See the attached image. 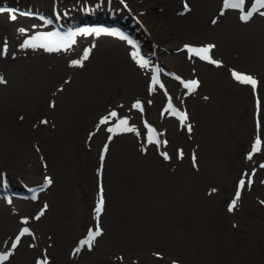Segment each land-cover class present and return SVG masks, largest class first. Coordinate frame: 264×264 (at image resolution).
<instances>
[{"label": "rangeland", "instance_id": "1", "mask_svg": "<svg viewBox=\"0 0 264 264\" xmlns=\"http://www.w3.org/2000/svg\"><path fill=\"white\" fill-rule=\"evenodd\" d=\"M246 1L244 11L252 3ZM105 2L109 12L112 5L118 14L126 11L133 26L130 22L124 26L139 32L141 48L127 45L118 36L82 32L83 24L72 39L43 42L41 35L54 28L55 18L83 20L79 14L85 11V4H95L94 10H99ZM0 3L32 7L46 14L36 19L15 11L0 13V72L5 78L0 82V186L4 174L14 187L27 188L25 179L31 172L26 169L35 160L42 175L35 185L46 178L52 181L36 202L20 198L8 206L0 194V254H9L0 264H41L45 260L47 264H264V28L255 29L260 18H255L254 27L245 28L239 23L250 19L243 20L242 11L228 14L224 0ZM260 13L257 15L264 16ZM185 43H215L210 52L220 63L196 60L181 49ZM87 49L91 53L83 66L73 65ZM154 52L183 81L169 79L164 89L152 87V64L147 61L141 66L139 55ZM234 71L255 77L257 87L239 82ZM189 80L199 81L195 91L185 87ZM166 93L190 112L191 120L185 126L172 115ZM138 101L142 110L135 107ZM112 112L117 115L111 116ZM105 117L107 122L102 123ZM124 119L127 125L121 124ZM12 121L25 135L9 134ZM124 127L135 131H121ZM153 127L170 141L164 146L168 159L157 144L149 143ZM257 138L261 144L254 152ZM120 142L133 146L141 162L153 158L149 160L154 177L170 176L171 187L203 172L207 159L210 166L204 171L202 190L197 191L213 202L200 220L204 235L211 230L218 254L207 252L202 235L193 244H178L171 234L167 244L159 236L133 228L125 218H117L112 176ZM140 142L153 148L143 150ZM13 151L22 166L15 174L6 165ZM242 179L245 185L239 188ZM101 186L104 206L99 226L104 232L91 249L85 246L77 253L80 241L97 225L95 209ZM238 188L239 200L229 211ZM133 189L124 180L127 204L129 196L134 202L138 198ZM194 199L200 209H206L203 201ZM24 228L30 231L12 248Z\"/></svg>", "mask_w": 264, "mask_h": 264}, {"label": "bare ground", "instance_id": "2", "mask_svg": "<svg viewBox=\"0 0 264 264\" xmlns=\"http://www.w3.org/2000/svg\"><path fill=\"white\" fill-rule=\"evenodd\" d=\"M104 4L105 6L107 5V3ZM115 8L117 9L116 6L113 9ZM227 10L228 14L231 16L235 13H238L236 9ZM261 10L263 9L256 11V13H260ZM112 13H115V15L121 19H128L125 11L121 14H118L114 11L105 12L104 8L99 10L98 15L105 17L106 14L110 16L109 14ZM256 13L253 18L251 17L249 22H240L239 24L245 28H252L254 27L253 21L257 17L260 18V22H256L257 28L255 29L260 31V29L264 28V16L260 17ZM151 32L155 34L156 30H151ZM195 59L198 60L196 57ZM142 69L140 68V70ZM8 132L13 137H21L25 135V132L22 131L21 127L15 121H12L11 126H8ZM120 145L121 146L118 147L116 146L117 151L114 157L115 164L112 176V184L115 188V196L117 197V218H125V220L129 222L133 228L144 231L151 237L159 236V239L164 240V242H167V244L171 243V234L178 244L181 241L191 242L193 244L197 237L199 238L202 235V242L206 244L207 252L210 255H212L213 252L218 254L220 251L217 250V246L212 242H216V240L213 239L214 237L211 230H205L207 234L204 235V232H202V220H200L202 217V212L207 211L213 202V198H202L197 191V189L202 190V183L205 180L204 171L210 166L207 159L204 160L205 169L203 172H197L193 175H189L186 177L184 182H179L174 187H171L170 176H159L158 179L154 177L155 171L151 167L153 162L149 160L153 158L150 157L145 160L146 162H141L137 156L138 153L134 150L133 146L125 147L128 144L123 145L122 142H120ZM139 146L143 150L147 147L153 148L152 145H148L147 143L143 142H140ZM163 147L164 146H161V149H163ZM10 153L12 156L8 157L6 165L11 173L15 174L16 171L19 172L21 170L22 166L20 165L16 151ZM37 164L38 160H35L33 161L32 168L26 169V171L31 172L30 174H27L25 179L27 185H33V183L35 184L37 180L42 178ZM144 165L146 168L142 169L141 167ZM22 172H25V169H23ZM16 176L18 175L16 174ZM124 180L125 184L128 182L131 184L132 188H135V190H133L135 194L138 195V198L135 202L130 198V196V203L127 204L124 200ZM26 182H24V184H26ZM66 184L67 182L63 180L62 187L65 192L67 191ZM53 186L54 184L52 187ZM50 188L51 187H49L47 191ZM131 191L132 189H130V193ZM196 191L197 194L195 195L194 193ZM43 195L44 193H41L40 198ZM194 198L203 201L205 204L202 205L206 206V209H200L195 204ZM124 202L126 204L125 206ZM193 212H195L197 215H194ZM179 223L182 224L180 225Z\"/></svg>", "mask_w": 264, "mask_h": 264}, {"label": "snow or ice", "instance_id": "3", "mask_svg": "<svg viewBox=\"0 0 264 264\" xmlns=\"http://www.w3.org/2000/svg\"><path fill=\"white\" fill-rule=\"evenodd\" d=\"M257 2L261 5V7H264V0H257ZM244 3V0H240V4H243ZM185 9H187V5H185ZM4 11L3 8H0V12ZM253 13L251 11H249L247 14L243 15L241 18L245 21L251 19ZM260 15H264V12H261ZM11 19H16L15 15L11 16L10 17ZM216 21H213V23H215ZM85 32L89 31V30H83ZM92 32H95L96 35H100L101 33H106V34H109V35H114V36H118L120 37L121 39H125V40H128V43H133L131 40L128 39V37L122 33V32H119V31H110L108 29H100V30H96V29H92L91 30ZM185 47L189 48L190 51L192 53H194L195 55L197 56H201L202 59H205V60H210V62L214 63V64H219L220 62L217 61V60H214V59H211L210 55H208V53H210L211 49L214 48L215 46L214 45H206V46H202V47H193V46H189V45H186ZM91 53V49H87L85 50L84 52V55H83V58L80 59V60H75V61H72L73 65H77V66H83V63L85 60H87L89 58V55ZM203 54V55H202ZM135 55L138 56V53H136ZM141 63V66H146L147 65V61H145L142 57L140 58V61ZM233 76L235 79H237L239 82L241 83H244V84H248V85H251L253 87V89H255L258 85V81L256 80L255 77L251 76V75H248V74H245V73H239V72H233ZM0 82H3V77H0ZM199 86V81L198 80H189L187 82H185V87H187L189 89V92L191 91H195L196 87ZM135 107L137 108H140L142 110V105L140 104V102L138 101L135 105ZM172 105L169 104V108H171ZM111 116H116L117 114L115 112H112L110 113ZM107 117L104 118V120H102V123H106L107 122ZM180 119H181V123L183 125L184 121H186L188 119V116H187V113L186 112H183L180 114ZM46 123V121H44ZM127 120L124 119L121 121V124H124V125H127ZM187 128H188V131L191 132V125H187ZM109 131H111V129H109ZM121 131H135V128L134 127H124L123 129H121ZM154 131V130H153ZM161 141L157 138L155 140H153L151 137L149 138V143H157L159 144ZM163 143H167V141H163ZM261 144V141L259 138H257L256 142H255V145H254V148H253V151H259V145ZM105 151H107V146H105ZM162 155L168 159V154L165 152V153H162ZM181 155H182V152H181ZM251 153L249 154V158H251ZM193 162L195 164V155L193 154ZM46 182L47 184H51L52 181H51V178H46ZM245 185V181L242 179L240 181V184H239V188H243ZM239 188H238V191L236 192V195H235V198L231 201L230 205H229V211H232L236 204H237V201L239 200V197H240V191H239ZM213 191H215V189H213ZM264 203V202H262ZM103 206H104V196H103V187L101 186V189H100V199L99 201L97 202V207L95 209L96 211V216H97V225L95 227L94 230H89V233H88V237L85 239V240H82L80 241V246L75 250V252H79L83 247L87 246L88 249H91L96 238H98L99 236H101L103 234V230L102 228L99 226V216L101 214V212L103 211ZM45 207H47L45 205ZM38 218V217H37ZM30 230L28 228H24L22 230V232L20 233L19 236L16 237V241L15 243L12 244V248H15L17 247L18 243L20 242V236H23L25 233H28ZM9 258V254L8 253H4V254H0V261H5ZM41 264H47V261H43L41 262Z\"/></svg>", "mask_w": 264, "mask_h": 264}]
</instances>
